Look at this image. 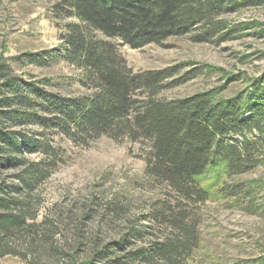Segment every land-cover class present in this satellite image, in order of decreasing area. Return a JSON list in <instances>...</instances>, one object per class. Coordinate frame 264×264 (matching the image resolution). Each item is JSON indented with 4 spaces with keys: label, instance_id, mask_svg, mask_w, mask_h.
<instances>
[{
    "label": "trees",
    "instance_id": "obj_1",
    "mask_svg": "<svg viewBox=\"0 0 264 264\" xmlns=\"http://www.w3.org/2000/svg\"><path fill=\"white\" fill-rule=\"evenodd\" d=\"M261 5L264 0L53 3L58 44L0 56V258H25L11 242L47 227L45 218L37 221L39 200L33 195L64 163V140L88 146L106 136L138 143L144 175L164 188L137 223L111 240L96 239L87 256L66 264H188L199 204L217 195L256 212L264 178L242 177L264 165V69L254 76L221 75L222 82L207 89L163 98L162 91L196 76L194 68L136 71L119 46L139 48L186 35L220 43L239 27L227 21L228 14ZM59 62L76 74L27 70ZM75 82L78 93L60 88ZM233 85L238 87L227 94ZM143 221L165 224L170 232L137 245L149 231Z\"/></svg>",
    "mask_w": 264,
    "mask_h": 264
},
{
    "label": "rangeland",
    "instance_id": "obj_2",
    "mask_svg": "<svg viewBox=\"0 0 264 264\" xmlns=\"http://www.w3.org/2000/svg\"><path fill=\"white\" fill-rule=\"evenodd\" d=\"M56 1L0 0V56L57 45L60 29L51 13ZM226 19L239 27L231 39L220 43L194 41L186 35L139 48L121 45L119 51L136 71L173 64H182L183 71L194 68L196 76L162 91L159 96L163 98L207 89L221 83L227 74L260 73L264 69V5L233 12ZM27 70L40 76L76 74L74 67L62 62L28 66ZM237 87L231 86L226 93ZM60 88L81 91L76 82ZM62 145L64 163L33 195L39 200L37 221L45 218L47 227H42V233L14 239L11 244L25 258L5 255L0 264H66L70 258H84L96 239L115 238L163 196V186L144 175L138 143L102 136L88 146H75L67 140ZM242 178H264V165ZM258 202L256 212L248 210L245 202L235 205L217 195L199 204L197 243L185 256L188 264H264V187L258 193ZM142 225L149 231L135 241L137 245L170 232L169 227L156 221H143Z\"/></svg>",
    "mask_w": 264,
    "mask_h": 264
}]
</instances>
